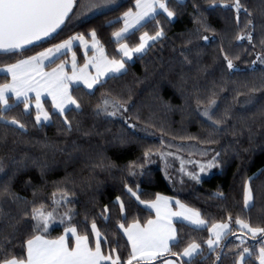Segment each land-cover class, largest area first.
Instances as JSON below:
<instances>
[{
    "label": "trees",
    "instance_id": "obj_1",
    "mask_svg": "<svg viewBox=\"0 0 264 264\" xmlns=\"http://www.w3.org/2000/svg\"><path fill=\"white\" fill-rule=\"evenodd\" d=\"M168 2L178 15L171 23L163 13L157 17L164 28L165 38L155 42L143 55L136 57L133 63H126V74L117 75V79L107 78L104 87L97 85L91 91L94 92L92 96L87 95L90 91L82 86L72 88V94L81 101L82 112L72 111L68 114L73 123L71 133L64 130L62 118L57 115H53L49 124L37 125L35 110L30 109L31 114L28 115L22 102L10 98L9 103L14 107L6 114L7 118L20 120L26 125V131L0 121V161L4 165L0 179L15 173L11 189L28 203L21 206L10 200L0 201V208L7 214L0 218V239L14 236L13 244L26 239L31 232L29 225L33 223L30 218L22 221L15 233L10 223L14 224L24 210H30L33 202L36 206L43 203L46 210H52L55 207L52 204V193L63 188L68 191L72 201L68 207L78 214L74 223L81 231L83 228L80 221L85 213L93 216L104 205L112 209L111 223L105 225L97 217V225L109 241L108 244L102 241V248L107 250L108 247H115L112 241L119 239L120 247L117 250L122 259H126L129 250L125 243L126 237H120L114 232L118 213L114 205L116 197L120 196L127 207L126 223L138 218L144 224L154 217L151 210L126 194L125 183L135 187L134 182L139 184L141 199L153 200L156 194L176 198L188 207L199 210L209 225L213 222H227L226 217L231 214L234 219H249L253 226H264V174H261L264 170V127L261 126L259 115L254 121L251 119L257 109L244 104L245 96H238L234 103L237 90L247 91L253 85L258 86L264 78V64L256 60L257 55L264 51L260 43L264 39V15L261 14L264 12V0H242L253 12L255 48L246 40L235 39L246 22L243 12L237 24L234 10L205 11L208 8L207 0H185L181 7H177L176 0ZM134 3L135 0H126L118 10L106 11L105 14L86 20L74 19L50 40L29 47L31 51L24 56L0 54V67L28 55H35L77 33L84 34L91 41L88 34L92 29L96 30L105 54L110 59L119 58L120 45L112 33L123 27V21L118 18L132 8ZM194 5L204 11L207 23L215 30L216 36L207 42L192 37L199 27L195 19L198 12ZM156 29L157 23L152 21L141 31L135 30L124 42L134 46L143 32L154 34ZM206 34L212 37L211 32ZM190 38L193 39L192 44L187 43ZM221 46L230 56H239V59L233 61L237 70L226 69ZM73 52L79 67L86 63L87 57L92 56V52L84 55L80 46H76ZM184 56L192 63H185ZM67 58L68 53L56 63L65 62ZM54 67L55 64L48 65L46 69L52 70ZM5 82H10V77L0 75V84ZM223 88L227 91H223ZM108 91L124 99L131 93L129 110L122 117L95 115V105L101 94ZM213 92L217 93V108L214 109L217 118L225 108H230L232 119L222 125L227 131L212 137L216 143H209L207 141L212 129L202 112ZM256 95L259 99L264 97V92ZM198 100L201 101L199 105ZM43 103L49 113H54L49 100ZM125 120L135 123L136 128H128ZM246 121L252 126L251 134L246 129ZM239 132L243 134H237ZM121 137L128 143H119ZM76 145L80 150L75 149ZM149 150L151 158L145 160L144 154ZM205 151L208 153L206 156L202 155ZM217 151L221 152L220 166L211 169L212 175H209L210 171L202 173L199 184L191 180L187 173H198L199 167L190 161L195 159L203 163ZM101 160L111 162L115 167L102 169L93 166ZM182 160L186 161L183 162V172ZM131 163H143V174L129 176L126 168ZM247 177H253L251 184L254 200L250 209H244L243 206ZM217 191H222L226 199L213 198ZM34 192L37 193L35 197ZM64 211V207L58 208L57 216ZM176 228L182 241L195 239L203 245L210 235L206 228L194 229V226L185 223H177ZM233 229L240 234L238 225L233 224ZM63 232L64 225L52 227L47 238L56 239ZM92 236L90 234V240ZM246 239L250 246L258 249V239ZM223 244L226 255L222 258V264H233L232 253L228 249H235L239 240L230 235ZM203 246L204 256L198 257L196 264H213L212 259H205L209 253L206 245ZM14 251L19 253L21 249L17 247ZM253 264L258 262L253 260Z\"/></svg>",
    "mask_w": 264,
    "mask_h": 264
},
{
    "label": "snow or ice",
    "instance_id": "obj_2",
    "mask_svg": "<svg viewBox=\"0 0 264 264\" xmlns=\"http://www.w3.org/2000/svg\"><path fill=\"white\" fill-rule=\"evenodd\" d=\"M183 3L184 0H176L177 7H181ZM207 3L208 8L205 11L234 10L237 24H239L240 15L243 12L246 22L235 39L237 41L246 40L255 48L253 33L256 26L253 23V12L242 3V0H207ZM121 6L118 0H0V53L24 56L26 52L31 51L28 46L34 45L36 41L53 37L54 33L62 30V26L67 27L74 19H80L89 13L105 14L106 11L118 10ZM194 7L198 12V17L195 19L199 27L196 28L192 37L207 42L216 36L215 30L207 23L204 11H200L198 5H194ZM162 13L166 15L169 23L178 15V12L169 6L168 0H135L133 7L118 18L123 21V27L112 33L120 45L119 53L121 55L119 58L110 59L105 54L103 45L97 38L96 30L92 29L88 35L96 55L88 59L83 67H78L76 55L73 52L71 75L65 70L67 62L59 64L56 62L62 59L66 50L72 49L75 42H79L86 50L88 49L89 40L82 33L69 36L61 43L53 44L52 47L37 52L35 55H28L15 63L6 64L0 68V72L10 75L11 79L10 82L0 84V121H3L5 125H15L19 130L26 131V125L20 120L14 117L7 118L6 114L14 107L9 103L11 98L9 94H12L16 101L23 103L24 111L28 115L31 114L29 110L33 107V100L35 101V123L37 125L43 126L44 122H52L53 115H57L62 118L64 130L71 133L73 123L69 120L68 114L72 111L82 112L81 101L72 94L73 82L76 83L77 88L82 83L87 89L92 90L97 85L105 86L107 81L102 80L103 77L117 79V74H126V60H131L134 54L145 53L155 42L165 38L164 28L157 19ZM261 14L264 15V12ZM152 21L157 23L154 34L143 32L139 37V42L134 46H129L124 42L128 39L127 34L130 29L141 31ZM209 32L212 33V37L206 34ZM187 43L192 44L193 39H188ZM260 43L264 49V39H261ZM220 51L226 69L237 70L233 61L239 59V56H230L223 46ZM181 55L183 56L184 53L181 52ZM256 60L264 64V51L257 55ZM46 61L49 66L56 65L50 72L44 71ZM184 62L192 63L187 56H184ZM90 66L95 68V75L89 72ZM222 90L227 91L226 88ZM261 92H264V78L261 79L258 86L253 85L247 91L237 90L234 103L238 96H245L244 104L257 109L253 112L251 119L254 121L259 115L262 121L261 126L264 127V97L257 99L256 95ZM30 93H35L34 97ZM45 93L51 97L54 113H49L41 103V96ZM86 94L92 96L94 92L90 91ZM216 96L217 93L213 92L208 97L202 112L212 129L207 141L209 143H216L212 137L227 131L222 125L232 119L230 108H225L223 114L217 118V112L214 111L217 108ZM130 101L131 93L127 99H124L122 96L113 95L110 91L104 92L93 111L97 116L122 117L124 113L128 112ZM200 103L201 101L198 100L197 104ZM124 122L128 128H136L135 123H128L127 120ZM245 124L247 131L251 134L252 126L247 124V121ZM237 134L242 135L243 133ZM84 135H90V133H84ZM191 138L189 137V139ZM119 143L126 144L128 141L121 137ZM75 149L80 150L78 145L75 146ZM202 155L206 156L208 153L205 151ZM220 157L221 152L217 151L203 163L190 161L199 167V172H188L187 175L196 183H201V174L219 167ZM150 158L151 151L149 150L145 152L144 159L149 160ZM93 166L102 169L115 167L113 163H106L105 160H101ZM143 167V163H131L127 166L126 171L129 176L135 177L143 174ZM181 171H184L183 162ZM2 172H4V165L0 161V173ZM261 174H264V170ZM14 179L15 173L11 177L0 179V201L10 200L23 206L28 201L12 191L11 184ZM252 180L253 177H247L244 183V209L253 207ZM134 184L135 187L125 183L126 194L139 204L154 209L155 219H149L142 224L138 218H134L131 223H126L128 220L127 207L120 196L116 197L114 205L118 209V213L114 232L118 233L120 237H126L125 243L129 246L126 259H122L117 250L120 247L119 239L112 241L115 247H108L107 250L102 248V241L104 244H108L109 241L108 236L98 227L97 217L105 225L111 223L112 209L108 205H104L93 216L85 213L83 220L80 221L83 228L81 231L74 223L78 214L73 208L68 207L72 203L69 193L66 189L61 188L52 193V204L55 206L52 210H46V205L43 203L36 206L33 202L30 210H24L14 224L10 223L9 226L15 233L17 226L26 218H30L33 222L29 225L30 234L21 243L13 244L14 236H4L0 239V264H157V262L159 264H196V259L204 256L203 245H206L209 253L205 259H212L213 264H222V258L226 255L223 241L230 235L239 240L235 249H228V252L232 253L233 264H253V260L258 264H264V226H253L249 219L239 217L234 219L231 214L227 215V222H213L209 225L199 210L190 208L173 197L156 194L153 200L141 199L142 192L139 184L135 182ZM36 195L37 193L34 192L33 196ZM213 198L226 199L222 191L214 193ZM173 203L178 206L179 211H173ZM60 207L65 208V211L59 214V223L64 225L63 235L56 239H49L47 233L52 224L56 222L57 209ZM5 215L7 214L4 213L3 208H0V218ZM174 218L180 223L186 221L189 225L194 226V229L206 228L210 233L209 237L203 242V245L196 242L195 239L182 241L178 235ZM233 224L239 226L240 234H237L233 229ZM90 234L94 236L92 242L89 239ZM247 237L254 241L259 240L258 249L248 244ZM17 247L21 249L19 253L14 251ZM212 254H214V258Z\"/></svg>",
    "mask_w": 264,
    "mask_h": 264
},
{
    "label": "rangeland",
    "instance_id": "obj_3",
    "mask_svg": "<svg viewBox=\"0 0 264 264\" xmlns=\"http://www.w3.org/2000/svg\"><path fill=\"white\" fill-rule=\"evenodd\" d=\"M124 1H126V0H118V2H119L120 4H121L122 2H124ZM184 1H185V0H184ZM95 15H98V14H91V13H89V14H87V15L81 17V18L86 20V19L91 18V17H93V16H95ZM173 20H174V19H173ZM135 30H136V29H130V31H129V33H128L127 35L129 36V35H130L131 33H133ZM114 40H115V38H114ZM115 41H116V40H115ZM76 46H80V47L82 48V50H83V54H84V55L87 54V53H89V52H92V56L87 57V60L90 59V58H92L94 55H96L95 49H93L92 46H91V41H89V45H88V49H87V50H86V49L84 48V46L81 45L79 42H75L74 45H73V47H72V49H71L70 51L66 50V54H67V53L69 54V58H67V59L65 60V62H67L66 65H65V70L68 72L69 75H71V60H72L73 49H74ZM119 47H120V46H119ZM118 52H119V48H118ZM143 54H144V53H143ZM143 54H139V53L134 54L131 60H126V63H133V62L135 61L136 57L141 56V55H143ZM120 55H121V54H120ZM87 60H86V62H87ZM76 62L78 63V61H77V56H76ZM47 66H48V64H47V61H46V62H45V67H44V71H46V72H50V71H52V70H47V69H46ZM77 66H78V65H77ZM3 67H4V66H3ZM3 67H0V68H3ZM78 67H79V66H78ZM82 67H83V66H82ZM126 68H127V67H126ZM89 72H90L92 75H95V68L90 66V67H89ZM0 75H5V74L2 73V72H0ZM117 75H120V74H117ZM8 76L10 77V75H8ZM107 78H108V77H103L102 80H106ZM10 79H11V78H10ZM80 86H82V87H84L85 89H87L82 83L80 84ZM74 87H76V83H75V82H73V85H72V88H74ZM94 89H95V88H94ZM94 89H92V90L87 89V90H88V91H93ZM9 95H10V97L15 98L12 94H9ZM30 95L34 97L35 93H30ZM45 100H49V101L52 103V100H51V97H50V96H48L46 93H45V94H42V96H41V103H42V105H43L44 108H45V105H44L43 102H44ZM32 104H33L32 109H34V105H35V101H34V100H33ZM53 109H54V108H53ZM34 110H35V109H34ZM49 123H50V122H44V124H49ZM192 160L196 161L195 159H192ZM182 162H186V161H185V160H182ZM198 162H201V161H198ZM201 175H203V174H201ZM209 175H212L211 170H210V172H209ZM166 197H168V196H166ZM174 199H176V198H174ZM143 206L145 207V205H143ZM145 208H147V207H145ZM147 209L151 210V211L154 213V217H153L152 219H155V210H154V209H150V208H147ZM172 209H173V211H179V208H178L177 205H175V203L172 204ZM58 219H59V215L56 216V222L53 223L52 226H51L50 228H52V227H57V226L62 225V224L59 223V220H58ZM174 223H175V226H176V224H177V223H180V222H177L176 219L174 218ZM183 223L188 224L186 221L183 222ZM188 225H189V224H188ZM191 226H192V225H191ZM232 227H233V225H232ZM50 228H49V229H50ZM93 240H94V236H92V240H90V242H92ZM70 243H71V241H70Z\"/></svg>",
    "mask_w": 264,
    "mask_h": 264
},
{
    "label": "flooded vegetation",
    "instance_id": "obj_4",
    "mask_svg": "<svg viewBox=\"0 0 264 264\" xmlns=\"http://www.w3.org/2000/svg\"><path fill=\"white\" fill-rule=\"evenodd\" d=\"M62 28H63V26H62ZM59 31H60V30H58L57 33H58ZM54 35H56V33H54L53 36H54ZM51 38H52V37H50V38H45L44 40H41V41H36V42L34 43V45L40 44V43H42V42H46V41L50 40ZM34 45H30V46H28V47H31V46H34ZM0 54H4V53H0Z\"/></svg>",
    "mask_w": 264,
    "mask_h": 264
},
{
    "label": "crops",
    "instance_id": "obj_5",
    "mask_svg": "<svg viewBox=\"0 0 264 264\" xmlns=\"http://www.w3.org/2000/svg\"><path fill=\"white\" fill-rule=\"evenodd\" d=\"M15 99V98H14ZM16 100V99H15ZM16 102H18V101H16Z\"/></svg>",
    "mask_w": 264,
    "mask_h": 264
}]
</instances>
